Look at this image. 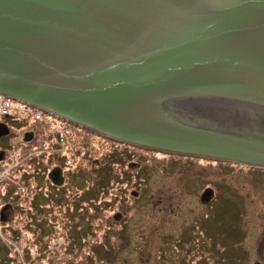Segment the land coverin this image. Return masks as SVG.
<instances>
[{"label":"water","instance_id":"1","mask_svg":"<svg viewBox=\"0 0 264 264\" xmlns=\"http://www.w3.org/2000/svg\"><path fill=\"white\" fill-rule=\"evenodd\" d=\"M0 95L137 146L264 168V0H0Z\"/></svg>","mask_w":264,"mask_h":264},{"label":"rangeland","instance_id":"2","mask_svg":"<svg viewBox=\"0 0 264 264\" xmlns=\"http://www.w3.org/2000/svg\"><path fill=\"white\" fill-rule=\"evenodd\" d=\"M45 114H42V119H33L29 123H24L19 116L12 118V121H16L14 123L2 119L4 122L8 121L6 124H9L12 130H8L0 138V148H12L15 145L13 147L18 146L24 150L25 146L19 143L25 136L22 137L25 129L32 126L40 133V138L35 140L36 144L41 147L49 146V139L53 134L49 133L47 124L41 121L63 120L59 117L50 118ZM64 126H68L66 122ZM69 128L70 131L66 132V135L76 136L84 142L78 147L84 153L85 167L97 166L95 158L112 166L125 165L128 168L135 162L143 166L146 172L141 175L137 173L141 167L132 164L134 166L130 167L131 175L137 177L133 176L130 182L124 183L117 195L114 190V195H110L117 208L120 205L124 209L120 212L125 213L127 218L113 223L110 229L105 217L101 221L99 231L92 227L90 231H83V237L77 238L76 231H73L76 222L69 216L57 215L50 221L51 226L56 223L54 235H44L39 240L37 233L27 229L26 218L32 215L33 203L26 199L48 189L50 184H47L43 171L49 153L39 156V152L35 151L24 172V181L29 189L22 193L11 182L8 187L14 185V188H8L11 190L7 193L9 199H6L5 195V202L0 204V215L11 218L6 224L7 227H10L12 232H20V235L13 237L16 245L20 247V252L5 242L10 235L6 225L5 229H2L3 232H0V264H77L82 261L101 264L104 255L99 248L93 251L92 245L97 242L103 247L120 245L116 238L122 225L127 232V245L120 250V256L123 258L116 264H169V261L175 262L176 256L179 255L184 258L179 264H255L257 260L264 264L263 167L164 152L134 144L131 146L130 143L121 145L107 138H95L92 134L81 136V130L73 128L72 125ZM50 130L53 131L52 128ZM115 147H125L128 153L131 149L126 163L114 164L109 160L113 157L108 155V158L107 153L110 154ZM24 151L28 153L27 150ZM118 154L120 157L123 155L117 150L112 156ZM132 154L134 155L131 156ZM50 160L52 163L58 162V158ZM71 169L74 167L71 166ZM39 181L42 186L38 184ZM85 181L93 182L94 178L90 176L85 178ZM73 186L72 191L76 190ZM39 187L41 188L38 189ZM66 187H69V184ZM134 190L137 191L136 195L131 192ZM206 190L209 194L203 198ZM45 195L46 192H39L38 205L44 202ZM18 198L21 201H17ZM56 207L57 205L54 206ZM43 209L45 214L46 206ZM113 234L116 236L111 238ZM209 245L213 248L209 249ZM161 246H175V250L165 255V252H161ZM177 251L182 252L175 255L174 252Z\"/></svg>","mask_w":264,"mask_h":264},{"label":"flooded vegetation","instance_id":"3","mask_svg":"<svg viewBox=\"0 0 264 264\" xmlns=\"http://www.w3.org/2000/svg\"><path fill=\"white\" fill-rule=\"evenodd\" d=\"M59 118L63 120L61 121L62 128H58L53 124H47V129H49V133L53 134V136H51L49 139L50 142L49 146L44 147V145H42L41 147L40 145L36 144L35 140L40 138V133L39 131H37V129L33 128L32 130L29 131V132H33L34 134L33 138L29 140L31 142V147L36 152H39L38 155L43 156L46 155V153H49L48 162L46 166H44L45 170L43 172L47 184L50 185L48 189H46V191H39L41 193L46 192V195L43 196L44 202L41 203V205H38L37 202H38V198L40 197L38 192L35 202L31 207L33 210L31 213L32 215L27 216L26 218L28 225L27 229L31 232L37 233L36 236L39 237V240L44 235H54L56 229V223L51 226L50 221H52L57 215L58 216L61 215L63 217L69 216V218L72 221L76 222L74 224L75 227L73 231H76L75 234L77 235V238L83 237V235H81L83 234V231L86 230L90 231V228L92 227H95L99 231V228H101L102 226L101 221L105 219V217H107L105 220L107 221L108 227H110L111 229V225H113V223L121 222L124 218H127L125 213L123 214L122 212H120L121 210L124 209H122L120 205L119 208H117L116 202H114L112 196L114 194L117 195L118 190L122 188L121 186H123L124 183L130 182L131 181L130 179H132L133 176L137 177V175H131V168L134 165L141 167L140 168L141 170L137 172L138 174L144 175L146 172V171L144 172L142 168L143 166L138 164L139 162L132 163L134 165L131 164L130 165L131 168L129 166L127 168V166L125 165L112 166V165H108L107 163L104 164L103 160L97 161L98 160L97 158H95L98 164L97 166H90V168L85 167L83 162L84 153H82L81 151L82 149L78 147L79 145L84 144V142L82 139L76 138V136L71 137L72 135H66V133L64 132L66 127L72 125L73 128H76L77 130H81V136H85V137L86 134L87 135L92 134L95 135L93 136L95 138L96 137L107 138L108 140H111L113 143H120L121 145L124 144L128 145V142L100 134L90 128L84 127L80 124H77L73 121H69L65 118L62 117ZM64 122H67L68 126L65 127ZM50 128H52L53 131H51ZM26 133H24V135ZM130 145L133 146V144L131 143ZM117 150H120L121 155L123 154L122 157H120V154H118L117 156H112L113 154L117 153ZM129 153H131V149L129 150ZM129 153L127 152V149L125 147L122 148L115 147L110 151V154L107 153V156L109 155L113 157V158H109L108 156L109 160H112L114 164L116 163L122 164V162L126 163L127 158L129 159L130 157ZM133 155L134 154H132L131 156ZM50 158L51 159L58 158V162L52 163V160H50ZM71 166L74 167L73 170L71 169ZM55 168H61L62 181L60 183L54 181V179L52 178V172L53 169ZM123 169H127V170H123ZM90 176L94 178V181L93 182L85 181V178H88ZM38 184L42 186V183H40V181L38 182ZM68 184L69 187H66V185ZM72 186L76 190L72 191L71 189ZM40 188L41 187H39L38 189ZM51 188H54V190H51ZM112 190L115 191L114 194H112ZM131 192L134 195L137 194V191L135 190ZM111 194L112 196L110 197ZM55 205H57L56 208H54ZM44 206H46V211H47L45 214L43 212ZM3 220L7 221L8 223L9 221H11V218H8L4 215ZM85 221H87V223H85ZM90 222H95L97 224L92 225ZM124 228L125 226L122 225L121 228L118 229L119 234L117 235L116 239L118 242H120V245L113 246L111 244V246L103 247V245H99L98 242L92 245L93 251L99 248L101 254L104 255V259L101 261V264H107V263L116 264L120 258H123L120 256V250L125 248V246L127 245V237H126L127 232L124 230ZM7 231L10 232V235L8 238H6L5 242L7 243V245L11 246L12 248H15L16 251L20 252L19 249L20 247L17 246L13 240V237L15 238L18 235H20V232L19 233L16 231L12 232V229H10V227L7 229ZM114 232L116 233L117 231ZM115 236L116 234H113L111 238ZM3 238L4 237L2 236V239ZM35 240H37V238ZM207 247L208 248L210 247L211 249L213 248L211 247V245ZM177 248L178 250H180L179 247ZM173 250H175V246H171L169 248L165 246H161V252L162 253L165 252V255L171 254L168 252L169 251L172 252ZM181 252L177 251L174 252V254L175 255L181 254ZM181 257L182 256L180 255L176 256L177 260L175 262L169 261L170 262L169 264H179L181 261H183L182 259H184ZM257 262L263 264L259 260L255 261V263ZM202 263L204 264V262H199V264ZM77 264H91V263H89L88 261H82L81 263H77ZM127 264H131V263L128 262Z\"/></svg>","mask_w":264,"mask_h":264},{"label":"built area","instance_id":"4","mask_svg":"<svg viewBox=\"0 0 264 264\" xmlns=\"http://www.w3.org/2000/svg\"><path fill=\"white\" fill-rule=\"evenodd\" d=\"M42 114H45L43 110H40L23 102L17 101L15 99L0 95V119H1L0 124L5 125L6 127H10L8 126L9 124L8 125L6 124V122L8 121L4 122L2 121V119L4 120L7 119L10 120L11 123H14L16 121H12V118L15 116H19L24 120L23 121L24 123H29L33 119H42L41 118ZM45 115H49L50 118L53 117L58 118V116H55L50 113H46ZM41 122L46 124H53L58 128H62L61 121L59 122L52 120L50 121L48 119L47 121H41ZM28 129H25L24 133L32 130L33 128H30L29 130ZM69 131H70L69 127H66V129L64 130L65 133ZM24 133L22 137L24 136ZM13 146L12 148H8L3 151L0 150V204H2V202L3 203L5 202V200L3 199L5 195L7 197L6 199H9L7 193L11 191L10 189H8L9 188L8 184L10 182H13L16 188L19 189V191L22 193L26 192V190L29 189L28 185L24 181V172L28 168L29 161L34 157L35 150L34 149L27 150L28 151L27 153L24 151L26 150V148L22 150L18 146L17 147H13ZM3 188H5V191L2 192Z\"/></svg>","mask_w":264,"mask_h":264},{"label":"bare ground","instance_id":"5","mask_svg":"<svg viewBox=\"0 0 264 264\" xmlns=\"http://www.w3.org/2000/svg\"><path fill=\"white\" fill-rule=\"evenodd\" d=\"M8 128V130L11 132V130H12V128L11 127H7ZM27 132H29V131H27ZM19 144H23L24 146H25V148H26V150H30V149H33L30 145H31V142L30 141H26V140H24V138L22 139V142L21 143H19ZM141 147V146H140ZM9 147H4V148H0V150L1 151H3V150H5V149H8ZM164 152H166V151H164ZM7 224V221H4L3 220V215H0V232L2 233L3 232V230L5 229L4 228V226ZM6 227H7V225H6ZM9 227H7V229H8ZM3 229V230H2Z\"/></svg>","mask_w":264,"mask_h":264},{"label":"trees","instance_id":"6","mask_svg":"<svg viewBox=\"0 0 264 264\" xmlns=\"http://www.w3.org/2000/svg\"><path fill=\"white\" fill-rule=\"evenodd\" d=\"M33 127H35V126H33ZM33 127H32V128H33ZM9 184H12V183L10 182ZM9 184H8V185H9ZM9 188H11V189L14 188V185H10ZM35 199H36V195H34V196H33V195H30V197H28V199H26V200H29V201H31V204H32V203L34 204ZM17 201H21V199L18 198ZM31 207H32V205H31Z\"/></svg>","mask_w":264,"mask_h":264}]
</instances>
